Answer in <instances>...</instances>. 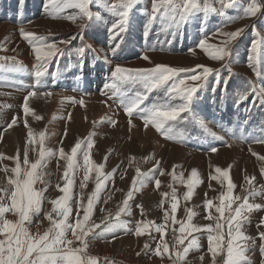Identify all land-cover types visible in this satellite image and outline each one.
Here are the masks:
<instances>
[{"label":"rangeland","instance_id":"rangeland-1","mask_svg":"<svg viewBox=\"0 0 264 264\" xmlns=\"http://www.w3.org/2000/svg\"><path fill=\"white\" fill-rule=\"evenodd\" d=\"M200 2L203 5L205 0ZM256 2L261 11L255 17L241 18L225 25L230 18L242 17L251 0H236L232 4H229V0H207L215 12L207 15L198 12L178 29L165 31L161 30L159 25L153 24L145 36V24L152 10V0H142L130 13L127 30L112 40L109 28L117 18L102 7L91 5L90 10L98 13L100 19L94 17L92 21L85 22L66 18L78 14V9H67L60 14L61 18H51V5L48 0H0V45L3 46L0 48V68L5 69L0 72V147L1 144H6V141L11 144L8 149L0 150V154L15 158L11 151V140L18 139L23 167L26 148L28 150L36 145L27 144L29 129L36 139L39 138L40 132L45 133L47 149L58 151L63 148L66 153H70L78 141H84L86 146L88 138L91 137L94 142L91 149L92 160L96 165H103L105 175L111 174L105 181L99 202L95 205L98 215L93 217V220L97 222L105 217L106 213L114 214V204L118 203H115V191L119 190L117 197L121 198V185L123 184L124 189L131 188L137 167L141 173H149L150 177L146 180V186L141 188V204H145V199L155 201L160 193L167 190L170 192L173 188L177 197L178 193L184 195L186 186L181 183L180 174H183L182 178L186 182L191 177L192 170H197L202 182L196 187L193 201L201 204L200 211L203 210L204 213L203 216L200 213L198 219L201 220L206 219L209 211L218 215L214 208L207 209L203 200H213L214 204H218L216 198L227 190V181H224L222 186L220 182L210 178L212 175H219L215 172L217 167L229 171L235 185L233 195L240 196L241 201L248 196L246 189H249V185L246 178H254L252 188L260 195L250 196L248 200L249 203L262 207L245 213L248 219L243 221L242 231L246 236L254 238V242H247L246 256L253 264H264L261 247L264 241L259 238V233L264 232V160L259 158L264 157V149L257 148L264 146V142H254L264 140V104L259 100L249 103L253 99L251 96L249 101L241 102L238 106L235 103L238 92L243 90L247 81L255 83L258 87L264 86V82L249 66L248 60L251 45L256 43L260 53L256 67L264 73V0ZM81 23L86 26L81 28ZM20 28L25 32L46 37L48 42L71 40L67 45L58 43V47L64 49V54L50 62L44 75L40 77L42 87L36 86L35 55L28 41L22 38ZM238 29L243 31L232 42L231 55L223 61L211 59L209 53L198 47L202 40H206L209 45H221L226 39L221 31L234 32ZM74 36L76 38L71 39ZM117 43L119 47L113 53L112 47ZM82 46L90 47H85L81 59L77 49ZM191 49L195 51H190ZM144 55L150 60L143 59ZM157 64L196 69V73L183 72L181 77L197 74L200 71L197 69L198 65L213 69V73L206 80L187 81L188 86H198L191 105L196 120L175 122L174 139L162 137L151 125L146 128L144 121L135 114L129 123V117L111 88L118 66L136 70L153 68ZM216 73H219L221 85L215 83ZM225 79L228 81L226 90L223 85ZM33 90L37 95L28 99L32 112L25 116V98ZM49 91L50 96L44 94ZM164 95L163 89L155 90L149 95L146 103L161 101ZM73 100L76 102L73 103ZM80 100H83V105L79 103ZM37 116L42 119H36ZM14 118L16 123L13 125ZM199 121H203V126ZM213 148L217 150L211 151ZM38 149L39 145H36L33 155L36 158ZM33 156L29 155L32 161L35 160ZM77 159L83 165L82 155H78ZM1 161L9 170L12 169L14 161L11 164L7 158ZM65 168L66 161L56 157L52 158L44 169L48 173L45 179L50 185L45 192L43 211L34 218L30 230H46L50 226L45 213L52 212L54 206L48 201L62 195L56 185H64L62 177ZM161 171L163 175H160ZM173 171L178 177L175 181L172 177ZM8 173L11 174L10 171ZM84 175L83 168L75 172L73 204L81 193L86 202L95 190L97 171L93 169L86 187L81 189ZM100 178L104 179L103 176ZM156 179L161 181L158 189L155 186ZM220 179L223 180V177ZM154 190L161 191L157 194ZM235 206L234 204L233 207ZM179 210L178 208L177 214L185 219V210ZM156 212L159 215L164 213L161 209ZM74 214L70 219L74 220ZM52 215L56 217L55 212H52ZM12 217L15 216L6 214L7 219L15 221L16 218ZM212 223L213 221H210V224ZM175 236L178 237L177 232ZM173 237L174 233L170 228L167 238L169 241H175ZM68 238H72L70 233ZM102 251L103 249L94 253L88 249L92 256L99 258V264H130L123 259L106 256ZM170 255L175 257V254ZM221 259L222 257L218 258L217 264H220ZM165 261L173 264V261Z\"/></svg>","mask_w":264,"mask_h":264},{"label":"snow or ice","instance_id":"snow-or-ice-1","mask_svg":"<svg viewBox=\"0 0 264 264\" xmlns=\"http://www.w3.org/2000/svg\"><path fill=\"white\" fill-rule=\"evenodd\" d=\"M141 2L142 0H48V4L51 5V18H61L60 14L67 9H78V14L66 18L72 21L77 19L85 22L92 21L94 17L100 19V16L98 13L92 12L90 6L96 5L104 8L117 18L109 28L110 39L112 40H115L117 36L127 30L130 23V13ZM235 2L236 0H229V4ZM260 11V5L257 4L256 0H251L242 17L230 18L225 22V25L241 18L255 17ZM198 12H204L207 15L210 12H215V9L207 3V0H205L203 5L200 0H152V10L148 14V20L145 24V36L151 30L153 24L159 25L160 29L165 31L178 29L192 15ZM85 26V23L80 25L81 28ZM242 31L243 29H238L234 32L221 31V34L226 37L221 45H209L206 40H202L198 47L209 53L211 59L223 61L231 55L230 46L241 35ZM20 34L31 45L36 61V71L34 73L36 86L42 87L40 77L44 75V71L48 68L53 58L58 59L64 54V49L58 47V43L67 45L71 40L48 42L46 37L37 36L32 32H25L23 28H20ZM75 38L74 36L71 39ZM85 47L90 46H82L77 49L81 59L83 58ZM118 47L119 43L113 45V53ZM0 48H3V46L0 45ZM190 51H195V49ZM250 51L249 66L253 68L256 76L264 82V73L260 72L256 67L258 63L257 57L260 55L256 43L251 45ZM142 58L150 60L147 55ZM197 69H200L197 74L181 77V73H196V69L174 68L163 64H157L149 69L136 70L124 69L118 66L115 69V80L111 88L114 96L118 97L120 105L129 117V123H131V118L135 114L144 121L146 128L151 125L162 137L174 139L175 122H187L189 119L196 120L191 105L194 95L198 91V86H188L187 81L206 80L213 73V69L206 66L198 65ZM7 70L16 71L17 69ZM3 71L5 69L0 68V72ZM215 83L216 85H221L219 73H216ZM227 83L228 81L225 79L223 81L225 90ZM160 89H163L165 94L163 99L158 102L146 103L149 95L153 91ZM213 90L215 91V89ZM44 94L50 96L51 92ZM36 95L37 92L33 90L25 98L23 105L25 116L32 112L28 106L29 97ZM250 96L253 98L251 101H249ZM257 100L264 104V86L258 87L255 83L247 81L243 90L238 92L235 103L238 106L244 101L255 103ZM72 102L75 103L76 101L73 100ZM79 103L83 105L84 102L80 100ZM36 119H42V117L37 116ZM15 123L16 119L14 118L12 124L14 125ZM199 123L203 126V121H199ZM25 126L27 127L26 120ZM65 135H67L66 131ZM213 135L215 134L213 133ZM237 138L243 139V137ZM254 142H264V140ZM27 144L39 145L37 158L34 161L30 160L26 148L22 162L23 167L18 152L14 158L15 167L10 170L7 167L3 169L6 174L10 171L12 175L7 176L8 186L0 187V264H99V258L92 256L88 252L91 244L89 237L91 236L95 240L103 238L106 234L115 233L120 229L128 231V221L122 220L121 216L131 215L129 201L133 199L135 191L146 186V180L150 178L149 173H141L139 167H137L136 178L133 179L131 189L128 191L122 206H119V210L114 216L108 213L97 223L92 219L95 205L99 202L100 194L105 187V181L110 178L111 174L105 175L102 170L103 165H96L92 160L91 149L94 146V142L91 137L88 138L86 146H84V141H78L71 148L70 153H66L63 148L58 151L47 149L45 147V133L40 132L39 138L36 139L29 129ZM216 150L215 148L211 149V151ZM78 155H82L83 165L78 162ZM253 155H256V153H253ZM56 157L66 161V168L62 177L65 183L62 187L59 184L56 185L57 190L62 195L48 201L54 206L52 212L56 213V217H53L52 212L45 213V218L49 221L50 226L43 233L39 230L33 233L30 230V226L34 218L43 211V205L46 200L45 192L50 185V182L45 179L48 173L44 169L50 160ZM5 158L7 157L0 154V159ZM259 158L264 160V157ZM157 167H159V162H157ZM81 168L85 170L81 189L86 187V182L93 169L97 171L95 190L88 196L86 202L81 193L76 198L75 204H73L74 175ZM215 172L219 175H212L210 178L217 180L222 186L223 182L227 181V190L216 198L219 201L218 204H214L213 200L206 199L205 207L209 210L214 208L215 213L218 214L214 215L212 211H209L205 217L213 221L212 224L199 225L193 223V217L196 213L187 208L185 209V219L177 220L175 213L178 211L180 200L177 198L174 188L171 194H161L165 198L171 195L170 211H164L163 224L154 225L153 221L144 220L138 222L134 231L135 236L151 235L153 227L156 233L161 234V240L154 252L156 256L162 257L164 253H169V245L163 237L167 235V229L171 227L176 244L184 245L185 239L192 237L188 241L187 246L175 253L173 264H180V262L184 261L190 250H199V238L193 236V233L199 232L207 233L208 251L212 255L211 264H217L218 258L221 257L220 264H253L246 256V252L247 242L249 240L254 242V238L246 236L242 228L243 221L248 219L245 213L262 207L259 204L249 203L248 200L250 196L260 195L252 188L254 178H246L251 190L246 189L248 196L241 201L240 196L234 197L233 195L235 185L230 178L229 171L217 167ZM163 174V171H161L160 175ZM102 176L104 177L103 180L100 178ZM172 177L174 181L178 179L175 171H173ZM182 177L183 174L181 173L179 179L187 188L183 199L188 201L194 195L195 188L202 181L199 179L197 170H192L191 177L186 182ZM220 177H223V180ZM160 184L161 181L156 179L155 186L157 189ZM38 185H43V187H38ZM205 195L207 196V194ZM5 201H9V203H5ZM237 201L241 202L237 203ZM163 203L164 201H161V205ZM234 204L236 205L235 207H233ZM74 207L76 209L75 218L72 220L70 218L73 216ZM138 207L143 215V206L138 205ZM7 213H11L17 219L15 221L7 219ZM177 224L179 225L178 229L174 227ZM177 231L180 234L178 237L175 236ZM69 233L71 234V239L68 238ZM259 238L264 241V232L259 233ZM74 244H77V246H74ZM261 247L262 255H264V244ZM144 248L145 250H150V245L145 243ZM169 259H172L171 255H169ZM200 259L203 260V256Z\"/></svg>","mask_w":264,"mask_h":264},{"label":"crops","instance_id":"crops-1","mask_svg":"<svg viewBox=\"0 0 264 264\" xmlns=\"http://www.w3.org/2000/svg\"><path fill=\"white\" fill-rule=\"evenodd\" d=\"M4 157H7V159H9V163L11 164L12 161H14V165L12 168L15 167V159L12 158L10 160L11 157L7 156V155H3ZM5 168V164L3 165V161H1L0 159V187H7V176L8 175H12L9 173H5V171L3 170ZM202 180V179H200ZM123 185V184H122ZM121 185V194L122 197L118 198L117 194L119 193V190L117 189L115 191L116 196V202L117 204H114V214L119 210V206H122V203L124 201V199L126 198V195L128 193V191L131 189H128V187L126 189L123 188V186ZM187 190V188H186ZM185 190V191H186ZM157 194H159V192L161 190H154ZM169 190H167V192L165 193H169L171 194V191L168 192ZM184 191V194H185ZM196 192L197 189L195 188V192L194 195L192 196V198L189 201H185L183 199V193L182 195H179L178 193V199L180 200V205H179V211H184L186 208L187 209H191L193 212L196 213V215L193 217V223L195 224H199V225H208L210 224V221L208 219H198L200 216V213H202L203 216V210L202 212L200 211V203L199 202H194L193 199L194 196H196ZM142 193V190L139 189L138 191L134 192V196L133 199L131 201H129L130 204V210H131V215L127 216V215H122L121 219L122 220H126L128 221V231H125L123 229H120L118 231H116L115 233H109L106 234L103 238H99V239H95L93 240L91 238V236L89 238H91V244L89 247V251L94 252V253H98L103 249V253L106 256H110L113 259L115 258H120L123 259L125 261L130 262V264H169V262H166L165 260L167 259L168 261H174L175 257H172V259H169V255L170 254H175L177 251L182 250L183 247L187 246L188 241L192 239V237H188L187 239H185L184 245H179L176 244V241H172V240H168L167 235L164 236V240L165 242L169 245V253H164L162 257H158L154 254L155 249L158 245V243L161 240V234L160 233H156L154 231V227L151 230V235H143L141 237H137L134 235V231L135 228L138 224V222L144 220V221H153L154 225L155 224H163V215H159L157 214V209H161V211H165V210H169L170 211V201L171 198H165L164 196H162L160 193L158 197V201H153L152 199L146 201L147 199H145V204H141V197L139 198V196H141L140 194ZM164 193V192H163ZM197 199L202 200L201 198L196 197ZM139 200V201H138ZM164 201L163 205L161 206V201ZM206 202V199L203 200V202ZM202 203V202H201ZM138 205H142L143 209H144V214H141V210L138 207ZM184 208V209H183ZM97 209L94 210V215L93 217H97L96 215H98V213H96ZM74 213L76 211L73 210ZM73 213V214H74ZM108 213H106L105 215H107ZM101 215V214H99ZM105 215H101V216H105ZM206 215V214H205ZM75 216V214H74ZM176 219L177 220H182L183 216L180 215L179 213L177 214V212L175 213ZM92 217V219H93ZM12 218H16V217H12ZM17 219V218H16ZM102 219V218H101ZM101 219L97 222L95 220V222L99 223L101 221ZM170 223V222H169ZM177 229L179 228V225H176ZM171 227H169L167 229V234L169 232V229ZM38 229L35 230H31L33 233H35ZM41 233H43L44 229L39 230ZM99 231V230H97ZM178 236L180 235L179 232L177 231ZM193 236L198 237L199 238V250H190L189 254L187 255V257L185 258L184 261L180 262V264H211L212 262V255L211 253L208 251V240H207V233L206 232H199V233H193ZM145 243H148L150 245V250H145L144 245ZM175 245V246H174ZM137 253H139V255H137ZM201 255L203 256V260H201V256L200 257H196L195 255ZM218 263V262H217Z\"/></svg>","mask_w":264,"mask_h":264},{"label":"bare ground","instance_id":"bare-ground-1","mask_svg":"<svg viewBox=\"0 0 264 264\" xmlns=\"http://www.w3.org/2000/svg\"><path fill=\"white\" fill-rule=\"evenodd\" d=\"M3 31V30H2ZM35 138H37V137H35ZM16 138H14V140L12 139L11 140V142H12V148H11V151H12V153L14 154V156L16 157V155H17V153L19 152V155L21 154V149L19 148V146H18V139H16ZM9 145H11L10 144V142L9 141H6V144H4V145H2L1 144V147H0V150L1 151H3L4 149H8L10 146ZM35 147H36V145L35 146H31V149H28V155H31V156H33L34 155V152H35ZM257 148H259V149H261L262 148V150L264 149V146H258ZM36 150H37V148H36ZM264 151V150H263ZM23 155V154H22ZM137 155V154H136ZM35 159H36V157L35 156H33ZM264 162V161H263ZM171 197V196H170Z\"/></svg>","mask_w":264,"mask_h":264}]
</instances>
